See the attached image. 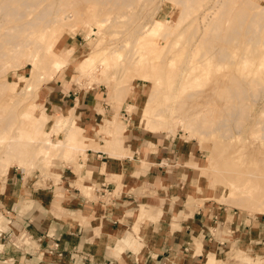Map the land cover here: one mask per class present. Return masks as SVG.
Returning a JSON list of instances; mask_svg holds the SVG:
<instances>
[{
	"label": "rangeland",
	"instance_id": "obj_1",
	"mask_svg": "<svg viewBox=\"0 0 264 264\" xmlns=\"http://www.w3.org/2000/svg\"><path fill=\"white\" fill-rule=\"evenodd\" d=\"M23 1L0 0V6L7 5L10 10L26 11V18L29 19L49 7L52 10L49 19L57 18V20L52 24L40 25L35 29L37 32L40 27L48 26L45 33H42L43 37L41 36L39 39L40 50L38 49L37 59L34 63L29 64L25 55L15 53L5 42L4 33L9 18L6 13L0 10V140L4 139L3 143H0V180L4 183L3 191L8 175L16 167H20L25 172L24 176L27 180L33 179L38 188L42 185L48 186L50 182L57 186L61 181V176L59 177L58 173L62 166L74 165L78 167L80 160L88 161L89 149L104 151L111 158L122 155L120 150L114 152L110 145L114 141V136L109 133L108 119L116 114L122 126L128 125L125 127L124 135L129 127L136 129L146 141L144 143L148 151L156 152L159 143L167 144L171 141L192 145L195 148L198 153L195 162H189L187 165L198 169L197 176L199 175L200 179L195 187L201 182L204 185L200 186L197 191L195 187L185 190L189 196V207L197 205L200 197H205L213 199L224 210H228L231 215L227 218L228 222L234 221L236 213L244 217L248 224L251 223V220L264 222V212L258 209L257 202L245 198H240L239 202L223 201V197L228 194L226 187L230 183L242 187L248 184L246 188L261 192L264 198V138L260 137L262 133L259 131L264 123V97L257 103H254L250 96H247V100H238L233 98V95L228 102L222 100L224 98L221 96L225 89L219 84V81L224 79V70L218 60L216 64L220 67L215 65L214 68L212 63L218 57L215 56L214 59L208 54L209 50L221 47L227 48L229 52L233 51L232 43L226 45L218 37L216 38V33L212 32L213 23L222 19L221 16H225L230 5L252 4H247L243 0L239 2L233 0H33L32 3H36L34 4L36 6L26 10ZM256 1L258 5H264V0ZM248 10L249 8H247ZM64 12L70 13L71 17L61 20L60 16ZM205 15L208 17L206 18ZM159 21L163 23L161 31L158 34H153L154 36L149 35L151 36L149 37L147 30L156 26ZM97 22L100 23L97 25ZM203 25H207L204 37L210 38L204 43L200 42V46L194 47L195 51L188 50L190 42L196 35L201 34L199 30L194 35L195 30ZM176 26H178L177 30ZM183 28L185 29L183 30ZM172 32L174 33L170 34L172 36H166L167 33ZM164 33L167 39L163 38ZM141 34L144 37L146 35L145 40H142L144 43L135 39ZM157 41H159L158 44ZM171 42L174 47L178 45L177 50L186 53L185 55L189 52L188 56L195 61L197 66L201 61L198 59L203 58L204 61H201L200 68H198L200 70L196 76L204 70L202 69L204 66L201 67L203 64L206 65L204 72L209 70L206 68L212 69L213 67L214 70L210 69L211 72L213 71L210 75L213 82L207 80L202 83L201 87L194 85L193 87L188 85L189 80L186 78L188 84L185 85L184 90H180L181 86L177 82L181 72L179 65L185 55H174L175 51L171 53L169 51V47H172L170 46ZM145 45H148L146 47L149 49V63L139 66L140 70L137 72L131 70L130 66L140 59ZM150 48H153L151 53ZM98 49H107V52H113L115 49L120 51L119 61L123 60L124 64L121 65L119 61L117 64L113 58L111 67L106 70V66L101 60L92 65L83 61ZM204 53L206 56L203 57ZM60 56L65 59V64L61 72L56 74L53 71V63ZM173 58L177 65L169 66V60ZM209 61L212 62H210V66H208ZM154 64L157 65L156 69L152 67ZM52 73L55 75L54 78H52ZM146 73L152 77L164 75L165 82L160 86L162 89L158 88L160 93L155 96L156 99L153 101L148 99L154 89V84L152 81L148 82L144 79L143 75ZM202 74L205 73L202 72ZM65 75L76 90L82 91L92 87L103 89L104 106L102 107L100 104L94 112L96 121L95 124H92L94 128L78 123L79 117L77 113L75 115L76 106H72L64 112L55 113L57 115L51 118L44 108V104L41 103L40 96L44 85L52 82L56 77L64 78ZM167 79H171L172 82ZM168 84L170 85L168 86ZM130 85L135 88L132 93L134 98H130L127 102L126 99L124 100V94L125 89ZM209 87L217 88L216 95L213 97L216 106L221 108L238 106L246 109L244 116H237L230 120L242 123L239 134L235 133L236 135L233 137L222 136L223 133L225 135V129H222L213 136L206 137L198 133L197 130H187L180 123L171 130L168 124L162 125L156 122L145 125L141 122L143 114L146 115L147 112L151 117L161 113L170 118L172 109L174 110V106H177L176 103L183 100L191 101V107L196 111L202 105L205 106L208 100L204 99L203 101L198 98L200 99L198 105L197 97L195 101L194 99L192 101L187 94L194 93V91L197 93L199 90L201 92ZM119 88L120 94L116 92ZM249 92H253V89ZM166 96H173L172 101L170 102V98L167 100ZM179 99L180 101H178ZM169 104L171 112H164L163 107L168 110ZM166 105L168 106L166 107ZM106 107L108 108L106 109ZM159 109H162L164 113ZM60 116L67 120V125L64 128L55 125L61 119ZM225 118L230 117L225 116ZM221 119H224V116L219 115V121ZM256 131H258V135L254 134ZM44 139L51 143L47 149L41 147V141ZM67 144H74V150H69L66 147ZM136 158L138 159V157ZM139 164L142 169L150 168L145 160ZM76 171H78L77 168ZM255 171L256 173H254ZM252 176L259 180L253 179ZM83 185L82 181L77 183V187L82 189L84 195L90 199H97L96 188L87 184L84 189ZM56 193L59 195L58 190ZM105 200L108 201V198ZM11 225L9 220L0 214V230L9 232ZM33 245L35 243L26 232L15 229L14 233L0 241V264H20L21 253ZM239 249L240 245L232 243L224 253L223 251H211L208 256L214 254L219 260L216 264H254L256 259H261L255 255L251 248L247 252V257L251 260L246 262L238 257ZM205 259L207 262L206 254Z\"/></svg>",
	"mask_w": 264,
	"mask_h": 264
},
{
	"label": "crops",
	"instance_id": "obj_2",
	"mask_svg": "<svg viewBox=\"0 0 264 264\" xmlns=\"http://www.w3.org/2000/svg\"><path fill=\"white\" fill-rule=\"evenodd\" d=\"M61 77L41 90L48 115L76 106L78 123L94 128V112L104 106L103 89L76 90L66 75ZM115 115L108 119L110 135L116 133L110 121ZM144 142L129 127L111 146L122 155L111 158L89 149L88 161L62 166L57 186L38 188L14 168L4 191L0 180V214L12 224L9 232L0 230V241L15 229L29 235L35 245L21 253L20 264H216L218 258L208 254L224 253L232 243L240 245L239 258L249 262L252 248L261 257L253 263L264 264V222L248 224L237 213L228 222V210L205 197L189 207L185 190L200 179L198 169L187 165L195 162V148L171 141L151 152ZM144 160L150 168L142 169ZM81 181L84 189L96 188L97 199L84 195L77 187Z\"/></svg>",
	"mask_w": 264,
	"mask_h": 264
},
{
	"label": "bare ground",
	"instance_id": "obj_3",
	"mask_svg": "<svg viewBox=\"0 0 264 264\" xmlns=\"http://www.w3.org/2000/svg\"><path fill=\"white\" fill-rule=\"evenodd\" d=\"M32 1L33 0H24L23 1V4H24L23 6L26 8V10H28V9L30 10L36 6V5H34L36 3H32ZM126 1H128V0H126ZM233 1L239 2L242 0H233ZM243 1L246 2L247 4H252V5H230L229 10L225 13V16L224 17L221 16L222 19H219L218 21L213 23L214 25L212 27V32L216 33V35H217L216 38L218 37V39L226 45L232 43L233 44V51L229 52V50L227 48H224V47L209 50L208 54L210 55V57L215 59V56H217L219 59L217 58L216 61L213 62L214 64L211 61H209L208 66H210V64L212 63V65H214V68H215V65L216 66L218 65V64H216L218 61L220 64H222L220 66L224 70L223 71V78L224 79L223 80L221 79L219 81V84H221L225 89L223 96H221L222 98H224L222 100H224L225 102H228L232 98V95H233V98H236L238 100H240V99L247 100V96H250L252 98V101L254 103H257L259 100L263 99V97H264V35L262 36V34L264 33V5H262V4L258 5L256 0H249V1L243 0ZM118 3H119V1H118ZM181 3H183V2H181ZM7 7H8L7 5L0 6V10L2 12L6 13V15L9 18L8 23H7L6 32L4 33V36H6L5 42L10 46V49L12 51H14L15 53L25 55L28 58L29 64L34 63L37 59L36 57L38 56V49L40 50L39 39L41 38L42 33L43 32L45 33V29L48 26L40 27L37 32H35V29L40 25L52 24V23L56 22L57 18L49 19V17L52 15V10L49 7L45 8V9L41 10L39 13L35 14L32 19L26 18V11H22L20 9L19 10H14V9L10 10ZM247 8H249L248 11H247ZM184 11H185V9H184ZM70 17H71L70 13H65V12L63 15L60 16L61 20H67ZM205 17H206V15H205ZM99 23L100 22H97V25ZM162 26H163V23L159 21L156 24V26L147 30V32H149V33L151 32V33L150 34L146 33V34L148 36L149 35L152 36L153 34H158V32L161 31L160 28ZM179 26H180V23H179ZM177 27L178 26H176V30H177ZM206 27H207V25H203V27H199L195 30L194 35H195V33H198L199 30H200L201 34L196 35L195 38L190 42L188 50L192 51L194 49V47H196V46L198 47L200 42L204 43V42L208 41V38H210V37H208V38L204 37ZM145 28H146V26H145ZM184 29L185 28H183V30ZM173 32L169 33V34L167 33L168 35L166 34V36L167 37L172 36L174 34ZM24 33H25V35H24ZM143 34H145V33H143ZM143 34L139 35L138 38H135V39H137L138 42H143L142 40H145L144 38L146 37V35L144 37ZM170 34H172V35H170ZM148 36H147V38H148ZM151 36H149V37H151ZM163 38L167 39L165 37V33L163 34ZM163 38H162V40L165 41ZM145 42H147V41H145ZM158 42L159 41H157V44H158ZM162 42H161V44H162ZM155 43H156V41H155ZM171 44H172V42H171ZM171 44H170V46H172V47H169V45H168L169 51L171 53L173 51H175L174 55H178V56H179V54H184L183 52H181V50L180 51L177 50L178 45L176 47H174V45L173 44L171 45ZM146 46H148V45H145V47L143 46L144 50H145V48H146V50L145 51L143 50V52L141 53L142 56H140V59L138 61L133 62L132 65L130 66L131 70L133 69L134 71L137 72L138 70H140L139 66H141V65L145 66V65H147V63H149V59H148V56H149L148 50L149 49H147ZM155 47H157V46H155ZM181 48H183V47H181ZM152 49L150 50V53H151V51H153ZM71 51H73V50H71ZM107 51H108L107 49L95 50L94 52L89 54L83 61H86V63L92 65L94 62L101 60L103 62V64L106 66V70H108L109 67H111V60H113V58L115 59V62L118 64V61L121 58V52L116 50V49L113 52H110V51L107 52ZM193 51H195V50H193ZM188 53H187V55H185L186 54L185 53L184 57L182 56L183 60H181L182 63L179 65V69L181 71L179 81L174 79L175 81L178 82V84H180V86H181L179 88L180 90H184L186 88L185 85L188 83H189L188 85H191V86L194 85L195 87L196 86L201 87L202 83L204 81H207V80L212 81L210 75L213 72V71L211 72V70H214L213 67H212V69L209 67L206 68L209 70H206L207 72H204V70H205L204 67H206V65L203 64L201 67L204 66L202 68L204 70L200 71V74H199L200 76L199 75L196 76L198 70H200L198 68H200V65L202 63L201 61H204V60L201 57H200V59L197 58L198 60H201L200 65L197 66V64H195V61L192 60V58L190 56H188L189 55ZM205 54L206 53H204V55H202V56L203 57L206 56ZM191 56H192V54H191ZM197 59H196V61H198ZM169 61H168L169 66L177 65V64H175L176 61H174V58L172 60H169ZM119 62L121 65L124 64L123 60H120ZM64 64H65V59L60 56V58L57 59L53 63V71L56 74L59 73ZM156 66L157 65L154 64L152 67L156 69ZM131 72H130V74H131ZM136 72H135V75L137 74ZM202 72L205 74H202ZM52 74L54 77L55 76L54 73H52ZM143 76L145 77L144 79L146 81H148V82L152 81L154 84V87H153L154 89H153V91H152V93L148 99L149 101H153L154 99H156L155 96H157V94L160 93V92H158L159 89H162L160 86H162L163 83L165 82L164 75L162 74L161 76H158V77L157 76L152 77L146 73ZM186 78H187V80H189L188 83L186 82L187 81ZM168 81L172 82L171 79H169ZM171 84H174V83H171ZM169 85L170 84H168V86ZM232 88H233L234 92L232 91ZM128 89H129V91H128ZM134 89L135 88L133 87V85H130L128 88L125 89L124 100L126 99V101L129 102L130 98H134V95L132 94ZM216 89H217L216 87L215 88L209 87L208 89L206 88L205 90H202L201 92L199 90L197 93L194 91V93L192 92L191 94L190 93L187 94L188 98L192 101H193V99L195 101V98L197 97L196 99L198 100V102H197L198 105H199V101H200V99H198V98H201V100H203V101H204V99L208 100V102L205 103V106L202 105L200 108L196 109V111L193 110L194 108L192 109L191 103H190L191 101L188 102L186 100H183L179 103H176L177 106L176 107L174 106L175 109L174 110L172 109V112L169 111V110H171L170 104H169L168 110H165L163 107L164 112H167V111L171 112V114L169 113L170 118L163 116L161 113L156 114L155 116L151 117L150 115H148V112H147L146 115L143 114L141 122L145 123V125H148L151 123H156V122H158L162 125L168 124L171 130L176 124L180 123L187 130H189V131L197 130L198 133H201L202 136L204 135L206 137L213 136L218 131H220V130L222 131V129H225V135L222 132L223 133V134L221 133L222 136L233 137L234 135L240 133L239 129L242 127V123H240V122L235 123V122H231L230 120H231V118H237V116H244L246 109H244L242 107H238V106H234L233 108H221V107L216 106V104L213 100V97H215V95H216ZM251 89H253V92L250 93L249 91ZM119 90H120V88L117 89L116 92H118L120 94ZM171 90H173V89H171ZM176 91H177V89H176ZM174 92H175V88H174ZM169 93H170V90H169ZM172 97L173 96L167 97V100H169V98H170V102H171ZM178 101H180V99ZM167 106L168 105H166V107ZM71 110H74V109H71ZM159 110H160V112H163L162 109H159ZM221 113H222V115H221ZM166 114L169 115L168 113H166ZM219 115L224 116V119H221L219 121ZM225 116L230 117V118H225ZM59 118H61V119L59 121H57L55 123V125L59 128H64L67 125V120L62 119L63 118L62 116H60ZM119 120H118L117 115H115L114 117L111 118V123L116 130V133L114 135H112V136H114V141L110 143L111 146L117 145L118 138L122 136V134L125 131V127L128 126V125L122 126L120 124ZM216 120H218V121H216ZM121 126H122V128H121ZM259 131L262 133V135H260V137L263 139L264 138V123H262V126L260 127ZM226 133H228V134H226ZM254 134L258 135L259 133H258V131H256ZM227 138H229V137H227ZM262 139H260V140H262ZM13 140H15V139L13 138ZM13 140H12V142H13ZM111 140H113V139H111ZM3 141H4V139L1 138L0 143H3ZM41 145H42L41 147H43V149H47V147L50 146L51 143L48 142L47 140L45 141V139H44L41 141ZM66 147L69 148V150H74L75 145L74 144L73 145L67 144ZM254 173H256V171ZM258 177H259V175H258ZM252 178H253V176H252ZM254 178L257 179V177H254ZM257 180H259V179H257ZM250 184H252V183H250ZM247 185L248 184L244 185L243 187L237 186L233 183H230L228 186L226 185L227 186L226 188L228 189V194L223 197V201L239 202L240 198H245L246 200L257 202L258 203V209L260 211L264 212V198H263L262 193L259 191L256 192L251 188L250 189L246 188ZM253 185H254V183H253Z\"/></svg>",
	"mask_w": 264,
	"mask_h": 264
}]
</instances>
